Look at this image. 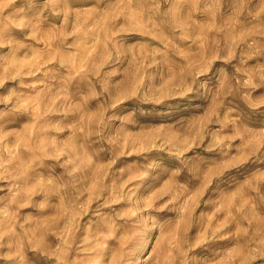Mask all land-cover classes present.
Here are the masks:
<instances>
[{
  "label": "rangeland",
  "instance_id": "rangeland-1",
  "mask_svg": "<svg viewBox=\"0 0 264 264\" xmlns=\"http://www.w3.org/2000/svg\"><path fill=\"white\" fill-rule=\"evenodd\" d=\"M0 264H264V0H0Z\"/></svg>",
  "mask_w": 264,
  "mask_h": 264
}]
</instances>
